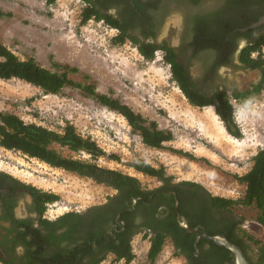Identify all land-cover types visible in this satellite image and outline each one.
Masks as SVG:
<instances>
[{
    "label": "rangeland",
    "instance_id": "1",
    "mask_svg": "<svg viewBox=\"0 0 264 264\" xmlns=\"http://www.w3.org/2000/svg\"><path fill=\"white\" fill-rule=\"evenodd\" d=\"M84 7L81 0H57L52 6L45 5L43 0H0V10L10 14V17H0V43L20 59L34 58L47 69L52 70L53 63L77 68L78 73L70 75L73 81L93 84L96 92L120 100L144 118L155 121L159 128L171 131L173 140L160 150L144 146L123 117L71 87L58 95H44L23 81L0 80V111L57 132H61L66 122L71 123L82 137H90L105 152L94 163L135 177L143 189H154L161 183L129 166L138 160L154 167L163 166L175 182L192 181L201 184L211 195L241 198L245 186L234 176L248 172L252 157L264 149V91L244 101L231 99L235 121L242 133L241 139H234L227 134L213 108L188 105L171 81L170 68L160 51L147 62L128 40L122 45H112L110 40L117 31L101 21L82 24ZM178 39L179 35L172 31L167 41L178 46ZM161 40L160 37L157 41ZM191 71L190 76L197 84L203 82L197 69ZM220 76L222 80H216V86L229 94L246 90L259 78L257 72L236 69L222 71ZM205 86L201 88L203 92H211L216 87ZM54 148L64 156L91 161L86 154L71 153L57 145ZM171 149L205 158L209 163L190 161L173 154ZM0 172L59 195L60 201L46 211L51 220L66 212L100 205L115 194L111 188L91 179L51 168L1 147ZM30 203L26 195L20 199L17 217L27 216ZM226 216L241 220L243 231L264 244V228L255 223L254 208L235 206ZM148 247V239L142 234L133 237L135 257L130 264H149ZM100 264L124 263L109 256ZM153 264L185 263L174 255L167 240Z\"/></svg>",
    "mask_w": 264,
    "mask_h": 264
},
{
    "label": "trees",
    "instance_id": "2",
    "mask_svg": "<svg viewBox=\"0 0 264 264\" xmlns=\"http://www.w3.org/2000/svg\"><path fill=\"white\" fill-rule=\"evenodd\" d=\"M43 1L47 6H52L57 2V0ZM81 1L85 5L81 13L82 24L90 20L105 23L117 31V34L110 40L112 45H122L128 40L135 45L139 55L147 62L152 61L155 53L160 51L163 61L170 68L171 81L177 85L188 105L198 109L213 108L214 114L227 134L234 139L242 138V133L235 121L231 99L244 101L264 91V60L261 57L257 59L250 57L251 52L260 50L264 46V39L249 45L242 51L240 57L241 63L246 68L259 72L258 81L244 91H233L229 94L226 91L217 90L209 94L195 87L183 65L178 62L174 49L166 41L156 45L129 37L115 19L97 11L92 0ZM0 17H10V14L0 10ZM52 66V70L44 68L34 58L22 60L0 43V80L23 81L38 88L44 95H58L68 87L79 89L101 106L123 117L131 131L139 136L144 146L160 150L165 148L166 143L173 140L171 131L159 128L155 121L148 120L134 112L120 100L96 92L93 84L73 81L70 75L78 73L77 68L58 63H53ZM54 145L65 148L71 153L86 154L91 161L64 156L54 148ZM0 147L7 151L18 152L51 168L74 174L80 178L91 179L96 184L115 191L114 195L107 197V203L85 209L93 213L89 218L88 227L80 229L81 215L76 212L63 213L55 220L44 218L48 205L60 201L59 195L41 190L7 173L0 172V206L3 209L0 221L9 222L6 234H0V264H83L81 258L86 255L90 259L84 264H100L107 253L114 254V260L117 262L123 261L124 264H130L135 257L132 249L134 231H129L126 225L125 229L120 232L122 226L118 224L113 233L108 234L107 229L102 230L103 224L109 218L114 221L118 211L125 210L127 205L130 208L133 200L139 196L148 200L151 195L161 197V192L169 190H172L178 198L179 212L186 217L192 229L195 228L193 213L191 212L192 218L184 213L183 202H186L196 213H201L202 216H207L211 209L230 211L235 206L252 207L256 210V222L264 228V149L259 150L252 157V165L248 172L241 176H234L238 183L245 186L243 196L238 199H229L211 195L196 182H175L163 166L154 167L138 160L130 163L129 166L137 173L155 178L161 183L156 189H143L135 177L100 167L94 163V160L104 157L105 152L90 137H82L69 122H66L61 132H57L34 123H25L15 114L0 111ZM170 151L193 162H207L205 158H197L182 150L171 149ZM24 195L31 199V204L27 209L35 215V218L14 219L13 210L18 200ZM169 201L171 205L174 204L173 194L170 195ZM141 202L139 200L137 204ZM117 205L120 206L117 208ZM166 218V225L159 231L154 230L151 237L148 233L143 235L149 242L147 251L149 264L155 262L168 238L173 243L174 255L185 257L187 264H234L232 253L226 248L204 239L196 242L195 234H188L183 230L177 221L174 205L170 207ZM74 220L79 222L74 223ZM57 231H60V234H56ZM82 231L86 234L84 240L72 242L73 237L70 234ZM222 233L229 242L243 251L250 264H264V244L237 229L236 226ZM208 234L217 235L213 232H208ZM68 240L72 243L66 248L57 247ZM55 242L56 251L50 249ZM204 245H208V249H203ZM16 247L23 249L21 256L15 254L14 248Z\"/></svg>",
    "mask_w": 264,
    "mask_h": 264
},
{
    "label": "flooded vegetation",
    "instance_id": "3",
    "mask_svg": "<svg viewBox=\"0 0 264 264\" xmlns=\"http://www.w3.org/2000/svg\"><path fill=\"white\" fill-rule=\"evenodd\" d=\"M92 2L97 11L115 19L129 37L140 42H150L157 45L166 41L169 44L167 38L172 31L176 32L179 35L178 46H172V44L169 46L174 49L178 62L183 65L187 75L199 90H202L201 88L205 84L216 86V80H222L220 76L222 71L229 72L234 69L239 72L250 71L241 63V53L249 45L264 39V0H92ZM160 37L162 40L158 42ZM193 69L198 70L203 82L197 84L191 78L190 74ZM254 72L259 74L257 70ZM205 89H207L206 86ZM217 90L225 91L216 86L211 92L205 93L211 94ZM161 193V197L151 195L148 200L139 196L133 200L130 208L126 203L125 210H119L114 221L110 218L105 221L102 230L107 229V233L112 234L113 230L120 224L122 226L120 232L127 225L129 231H134V237L145 233L151 237L154 230L159 231L161 227L166 225V217L169 215L171 206L174 205L176 214L177 211L181 214L179 212V200L175 193L172 190ZM171 194L174 195L173 205L169 201ZM175 197L178 200L177 210ZM139 200L142 202L137 204ZM105 203H107V199L102 204ZM119 206L117 205V208ZM16 208L13 210L14 219L35 218V215L30 213L28 209L26 217H17ZM182 209L190 218H192L193 213L195 228L201 234L209 235L208 232H213L218 236L225 237L222 232L228 228L236 226L239 230L243 231L244 229L241 220L226 216L229 211L211 209L207 216H202L201 213L192 210L186 202L182 203ZM2 211L0 206V217ZM70 212L81 215L80 229L88 227L89 218L93 212L90 213L86 210ZM123 213L126 215L123 216ZM44 218L49 219L46 214ZM184 218L186 219L185 216ZM177 221L179 223L178 217ZM186 221L188 223L187 219ZM76 222L79 221L74 220V223ZM255 223L262 227L259 223ZM7 229H9V222L0 221V234L5 235ZM56 234H60V231H57ZM70 235L73 237L72 242H82L86 234L82 231L73 232ZM201 239L203 238L197 239L196 236L195 240L199 242ZM167 240L170 241L174 249L171 239L168 238ZM72 242L68 240L57 247L66 248ZM50 249L56 251V242ZM203 249H208V245H204ZM14 252L21 256L23 249L16 247ZM109 256L115 258L112 253H107L105 258ZM179 257L187 264L185 257ZM204 257L203 259H205ZM89 259V256L86 255L81 258V261L84 264Z\"/></svg>",
    "mask_w": 264,
    "mask_h": 264
},
{
    "label": "water",
    "instance_id": "4",
    "mask_svg": "<svg viewBox=\"0 0 264 264\" xmlns=\"http://www.w3.org/2000/svg\"><path fill=\"white\" fill-rule=\"evenodd\" d=\"M177 205H178V200L175 197V208H176V210H177ZM177 217L179 220V226L183 230H185L187 233L195 234L197 236V239L203 238L207 241H210V242H212L218 246H222V247L226 248L227 250H229L233 255L234 264H250V262L245 257L243 251L237 245H234L233 243L229 242L225 237L218 236V235L211 236V235H207V234H201L198 232L197 228H193V229L190 228L186 219L184 218V216L179 214L178 211H177Z\"/></svg>",
    "mask_w": 264,
    "mask_h": 264
},
{
    "label": "built area",
    "instance_id": "5",
    "mask_svg": "<svg viewBox=\"0 0 264 264\" xmlns=\"http://www.w3.org/2000/svg\"><path fill=\"white\" fill-rule=\"evenodd\" d=\"M250 57L252 59H257L258 57H261L264 60V46L260 50H255V51L251 52ZM54 204H51V205H54ZM51 205H48V207Z\"/></svg>",
    "mask_w": 264,
    "mask_h": 264
}]
</instances>
